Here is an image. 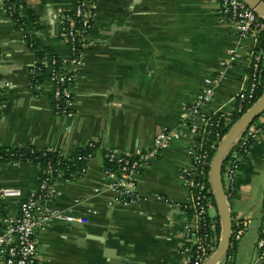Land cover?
Segmentation results:
<instances>
[{
	"label": "crops",
	"instance_id": "obj_1",
	"mask_svg": "<svg viewBox=\"0 0 264 264\" xmlns=\"http://www.w3.org/2000/svg\"><path fill=\"white\" fill-rule=\"evenodd\" d=\"M27 4L42 24L36 33L41 44L60 59L70 56L60 28L73 0ZM218 8V0H95V26L74 87L75 116L69 118L55 114L48 77L32 80L31 71L46 59L0 0V148L74 154L87 142L97 143L82 177L58 181L54 205L73 209L78 220L55 222L38 233L40 264H182L183 233L198 229L196 214L183 206L192 201L182 174L191 166L190 138L174 142L143 171L134 203L116 201L107 188L104 153L109 147L146 150L160 131L181 128V113L233 45L232 28ZM246 65L239 61L227 71L211 110L227 108L244 89ZM39 179L30 162L0 166V184L24 194ZM235 186L231 215L246 220L243 238L248 235L251 251L264 228V129L242 156ZM212 208L221 237L220 211ZM8 210L17 213L18 201H10Z\"/></svg>",
	"mask_w": 264,
	"mask_h": 264
},
{
	"label": "built area",
	"instance_id": "obj_2",
	"mask_svg": "<svg viewBox=\"0 0 264 264\" xmlns=\"http://www.w3.org/2000/svg\"><path fill=\"white\" fill-rule=\"evenodd\" d=\"M6 2L2 0L3 8L13 21L14 6H7ZM94 2L73 0L72 9L62 18L60 34L70 43L71 54L61 58L60 64L54 58L48 77L53 86L54 112L59 116H75L74 87L89 45L88 32L95 26ZM218 2L219 15L232 28L233 45L219 61V70L204 78L201 89L181 113V128H165L160 131L146 150L128 152L109 147L104 153L107 188L115 194L116 201L134 203L138 200L137 182L143 171L174 142L183 137L190 138L187 155L191 166L184 168L182 174L187 181L192 201L183 206L190 207L196 214L198 229L191 232L187 228L183 233L182 264H205L219 247L217 222L209 215L214 197L210 182L211 164L226 134L259 99L257 95L264 82V16L243 0ZM21 31L27 34L25 30ZM239 61L247 64L244 89L231 98L227 108L211 110L209 107L213 104L217 88L225 79L227 71ZM37 66L30 73L36 83L40 81L41 74V68ZM2 102L0 94V107ZM263 129L264 120L252 122L228 148L222 165L227 197L233 196L236 191L235 177L242 156L259 138ZM96 148L95 141L87 142L79 148L77 159L84 162V165L74 172L51 162L45 167L36 165L40 175L39 184L27 194L21 188L0 184V264H40L36 239L38 233L55 222L73 223L78 220L73 209L54 205L58 195L57 185L60 179L71 181L74 176L82 177ZM63 153L66 157L71 156L70 153ZM14 155L11 154L5 160L0 154V166L4 162H26L16 160ZM13 200L18 201L15 214L8 210V203ZM247 228L246 220L237 219L233 222L229 249L216 264H235V253ZM254 250L255 259L252 264H264V228Z\"/></svg>",
	"mask_w": 264,
	"mask_h": 264
},
{
	"label": "trees",
	"instance_id": "obj_3",
	"mask_svg": "<svg viewBox=\"0 0 264 264\" xmlns=\"http://www.w3.org/2000/svg\"><path fill=\"white\" fill-rule=\"evenodd\" d=\"M6 1L7 6H14L12 9V19L15 23L16 28L19 30H25L27 32V42L34 46L40 58L46 59V63H40L37 66L41 68L39 79L43 80L44 78L49 77L52 60L54 58H57V64H60L61 61L59 56L54 55V53L49 48L43 46L38 40L36 33L42 29V24L40 23L38 15L28 7L27 0ZM263 92L264 82L259 89L257 97H260ZM13 153L16 155H14V158L16 160L30 162L33 165H40L41 167H45L51 162L53 164H56V166L58 167H67L74 172L84 165V162L77 159L80 151H77L76 153L71 154V156L66 157L62 151L37 150L34 146L0 148V154L4 156L3 159L5 160ZM233 196L227 197L228 200L231 201L233 199ZM212 199L213 205L217 206L215 198L213 197ZM217 230L220 232V225L218 226V224Z\"/></svg>",
	"mask_w": 264,
	"mask_h": 264
},
{
	"label": "water",
	"instance_id": "obj_4",
	"mask_svg": "<svg viewBox=\"0 0 264 264\" xmlns=\"http://www.w3.org/2000/svg\"><path fill=\"white\" fill-rule=\"evenodd\" d=\"M258 13L264 16V2L261 0H243ZM264 113V92L257 102L248 109L236 124L229 130L224 137L218 151L213 157L210 168V182L213 195L220 211L222 231L220 243L217 251L207 260L205 264H216L226 254L229 249L232 237L233 219L230 210L229 200L226 196L222 178V165L228 148L232 142L246 129L252 122Z\"/></svg>",
	"mask_w": 264,
	"mask_h": 264
},
{
	"label": "rangeland",
	"instance_id": "obj_5",
	"mask_svg": "<svg viewBox=\"0 0 264 264\" xmlns=\"http://www.w3.org/2000/svg\"><path fill=\"white\" fill-rule=\"evenodd\" d=\"M264 120V114L259 116L255 122ZM214 209L211 207L210 213L213 214ZM250 234V233H248ZM248 235H246L240 242H239V247L238 251L235 253V264H252L253 260L255 259V250L254 248L247 249V242H245V238ZM251 246V243L248 244V247ZM254 246V245H253Z\"/></svg>",
	"mask_w": 264,
	"mask_h": 264
}]
</instances>
